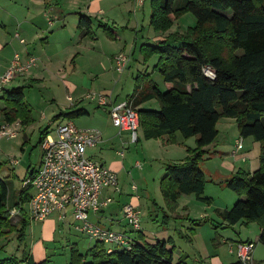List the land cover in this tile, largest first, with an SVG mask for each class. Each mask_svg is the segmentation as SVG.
<instances>
[{
    "label": "trees",
    "instance_id": "1",
    "mask_svg": "<svg viewBox=\"0 0 264 264\" xmlns=\"http://www.w3.org/2000/svg\"><path fill=\"white\" fill-rule=\"evenodd\" d=\"M175 1L151 0L152 28L167 32L175 20L187 13L195 16V27L172 33L157 45L141 47L144 61L160 55L155 68L171 88L162 92L152 82L143 92L137 86L129 101L134 108L153 99L160 105L159 110H138L145 139L166 138L168 144H175L178 132L184 140L196 138L195 148L186 147L188 156L184 162L165 164L161 191L166 205L175 210L182 195H195L212 204L211 199L203 197L207 178L202 164L207 159V147L219 135L220 120L234 119L242 138L252 137L260 143V167L254 173L239 170L226 181V186L240 199L219 215L229 225L240 221L257 223L261 227L260 242L264 245V0H185L180 7H175ZM229 11L231 17L222 13ZM91 24L88 17H81L80 28L89 31ZM206 66L215 70V79L206 77L203 71ZM2 99L5 107L0 115L7 123L19 120L23 127L34 124L23 87L4 91ZM85 114L82 109L69 113L71 116ZM43 133L41 143L46 131ZM29 201V190H23L11 206L10 185L0 178V241L22 224L23 230L18 232L21 243L24 242L25 229L31 224L24 208ZM14 207L21 214L17 223L10 217ZM168 244L158 241L151 245L135 240L130 251L107 253L105 246L96 242L85 255L80 254L77 246H72L70 264H172L173 249L169 250ZM0 264L50 263L47 260L36 263L27 255L23 260L0 257Z\"/></svg>",
    "mask_w": 264,
    "mask_h": 264
},
{
    "label": "crops",
    "instance_id": "2",
    "mask_svg": "<svg viewBox=\"0 0 264 264\" xmlns=\"http://www.w3.org/2000/svg\"><path fill=\"white\" fill-rule=\"evenodd\" d=\"M145 1L143 0L140 8L136 10L134 9V0H0V24L2 25L0 27V75L7 71L14 56L5 53L8 47H13L15 53L18 52L25 62L29 57H35L37 60H57L58 55L63 53L66 55L65 60L70 58L76 65L80 60H90V62L97 63L102 57L107 60V65L104 64L105 71L109 72L112 67L116 70L115 56L121 52L127 53L131 48L125 40L127 38L125 33L138 27L141 28L139 12L142 7L144 8ZM222 13L228 17L232 16V13L229 12ZM82 16L88 17L92 21L89 31L79 26ZM194 24L196 25V23ZM176 32L183 33L179 32V28ZM20 39H24L25 43H21ZM108 64L112 65L111 68ZM130 64L131 62L128 67ZM35 67L31 68L27 75ZM25 75L23 77H28V79L33 77L32 73L29 76ZM37 76L33 78L41 80L42 77H39V74ZM132 76L134 77V75ZM156 85L160 89L159 83ZM137 86L139 91L145 92L151 87V84L145 83L143 87L137 84L136 88ZM165 87L169 89L171 84L165 83ZM6 89L7 87L5 91H7ZM108 92L109 99L113 103L124 100L130 101L132 96L129 95L124 98L119 94H114L113 91ZM2 95L3 93L0 94V99L3 101ZM25 101L27 102L26 95ZM149 103H153L150 107L152 109H144ZM29 106L32 109L30 104ZM4 107L5 103L3 101L0 110ZM136 109L137 111L140 109L159 110L160 105L157 100L153 99L139 105ZM71 110L73 111L72 108ZM84 111L87 113L86 110ZM109 111L110 108L107 111L110 123L99 131L102 135V142L97 146V152L100 149V153L96 156L92 152L90 155H93L91 159L94 158L93 160H95L96 158L95 161L103 163L114 171L117 176L124 170H128L126 161L128 163L133 161L134 167L141 166L140 160L137 159L140 153L134 152L126 160L124 154L118 151L121 146L129 149L133 143H143L140 144L141 155H146L147 160L148 156L144 153V143L157 141L152 142L155 146L152 150L161 151L164 157L161 162L157 157L156 159L150 158L151 161H148L151 166L150 174L157 173V166H154L156 164L164 169L166 163L184 162L188 156L186 147L195 148L196 146L195 137L184 140L179 132L176 134L177 142L175 144H168L166 138L147 141L144 132L142 138L138 134V142H132L130 131L119 132L114 127ZM70 112L54 117V121L60 120L58 118L61 116L72 118L69 115ZM32 117L35 123L36 118L33 115V109ZM222 120L217 126L219 135L215 142L207 147V159L202 164L207 178L203 197L211 199L212 204L201 201L195 195H182L177 200L175 210L168 209L161 191V181L166 176L165 169V173H161L153 180V191L151 193H149V185L148 182H145V179L142 184L141 180L138 179L137 183L132 185V189H130L134 193L131 195L126 191L129 189L128 185L123 184L121 192H115L113 189L103 190L102 198L112 196L115 201L100 213L90 214V220L102 228L127 233L134 240L142 243L153 245L158 241L168 242L167 248L169 250L173 249L172 264H241L236 254V246L247 242L255 245L253 264H264V245L260 242L261 227L257 223L245 224L243 221L235 225H229L219 215V212L230 210L240 199L237 193L226 186V181L239 170L254 173L259 169L261 145L252 137L242 138L238 127L237 133L239 136L236 137L234 129L232 132L229 131L231 122L228 121L226 122L228 127L224 131L227 138H222L220 128L223 125ZM4 121V117L0 115V123ZM230 121L236 123L234 119ZM51 123L50 126H52ZM140 126H142V123ZM26 129L27 127H24L25 136ZM21 130H23V127ZM46 132L48 131L46 130ZM43 134H41V137ZM142 139L145 142H142ZM240 139L243 140V144L242 148L238 149L237 143ZM231 143H233V149L230 147ZM109 153H114L117 157H112ZM127 204L138 209L143 206L147 211V219H145L139 231H134L123 218L122 208ZM159 214H163L161 219ZM144 216L142 215V218ZM70 218H72L71 212L68 213L64 222L59 220L58 215H53L39 222L42 223L43 237L34 243V248L28 255L29 258L36 263L49 261V253L45 248L46 243L54 246L51 243L55 241L54 236L58 231L64 234V232H67L66 227L68 226L76 229L75 221L72 222L73 220ZM67 242L69 243L70 240L68 239ZM93 246H89L88 250Z\"/></svg>",
    "mask_w": 264,
    "mask_h": 264
},
{
    "label": "rangeland",
    "instance_id": "3",
    "mask_svg": "<svg viewBox=\"0 0 264 264\" xmlns=\"http://www.w3.org/2000/svg\"><path fill=\"white\" fill-rule=\"evenodd\" d=\"M184 2L185 0H176L175 7H180ZM229 13L231 12L229 11ZM139 16L141 28L138 27L133 29V31L125 33L127 37L125 40L131 46L130 50L127 52L131 55V64L124 73H118L115 68H111L112 65L110 66V64H108L111 68L110 71H105L104 66L107 65V60H104L105 58L102 57L97 63L90 62V60H80L78 65H76L70 58L69 60H65L66 55L62 53L58 55L57 60H38L37 67L32 69L28 75L26 74L29 76L32 73L33 77H38L37 74H39V77H42L41 80H35L33 77L28 79V77L20 76V78L12 81L7 86L6 90H12L16 87L24 88L26 100L31 105L33 115L36 118L34 125L27 127L26 136L24 135L23 127V130L19 132L18 138L8 139L7 137H2L0 139V178L6 179L10 185L11 206H14L19 200L20 194L24 190L23 180L29 176L28 172L30 174L32 169L38 168L41 163L42 147L40 137L43 132L47 130L50 135L54 136L56 125L63 121H71L82 130L95 129L100 131L102 127L110 123L107 117V111L110 107L99 105L100 96L106 97L107 100H109L108 91H113L114 94H119L121 97L125 98L133 94L137 84L143 87L145 83L150 84L152 82L155 84L159 83L162 92L167 90L163 76L155 68L160 55L155 54L147 59V61H144L141 47L144 44L157 45L159 41L165 39L170 34L176 33L178 28L179 32H184L188 27H193L195 25L194 23H197V20L192 13H187L175 20L174 25L167 32H157L150 26V0L145 1L144 8L142 7L140 10ZM123 41L122 43H124ZM174 45L176 44L174 43ZM5 53L12 56L14 55L12 61L15 55L18 54V52L15 53L13 47H8ZM20 57L22 60L21 55ZM22 62L25 61L22 60ZM132 75H134V77ZM138 76L139 78L137 79ZM87 95H90L91 98H86ZM69 98H71L72 101L69 100ZM2 104L3 101L0 99V105ZM152 104L153 103H149L144 109H152L150 108ZM71 108L73 110H86L87 114L72 116V118L61 116L58 118L60 120L54 121V117L72 111ZM230 120L232 119L224 118L222 120L223 125L220 126L222 138H227V134L224 133L228 127L226 125L227 121L231 122L229 131L232 132L234 129L235 136H239L236 123ZM50 122H52V126H50ZM143 132V126H140L138 131L140 138H142ZM142 142L145 141L142 139ZM152 142L157 141L144 143V153L148 156L147 160L144 153V156L141 155L142 149L140 144H143L141 142L137 144L133 143L129 149L126 147L123 148L122 146L119 148L118 151L124 154L126 160L128 156L134 152H139L140 155L137 159L141 162V166L134 167L133 161L130 163L126 161L128 170H124L121 174H118L119 192H121L122 184L128 185L129 189L126 191L131 195L134 193L131 190L132 185L136 184L138 179L141 180L142 184L145 179V182H148L149 185V193H151L153 191V180L161 175V173H165V168H160L159 164H153L155 167L157 166L158 171L157 173L153 172L150 174L151 166L150 162H148L151 161L150 158L156 159L157 157L161 162L164 157L161 151L152 150L155 148ZM230 147L233 149V143L230 144ZM97 148L98 147L88 150V156L90 158L93 156L90 155L92 152L93 154L95 153L96 156L100 153V149L97 152ZM109 155L117 157L114 153H109ZM119 157L123 159V157ZM11 160H17L19 163L14 165L11 163ZM30 192L32 191L29 190V193ZM151 197L154 198L153 195H151ZM24 208L25 211H28L29 203H26ZM140 209L142 215H145L141 220V226H143L145 219H147V211L143 206H141ZM159 215L161 219L163 214ZM20 217L21 214L15 218H11V220L13 223H17ZM70 219L74 222L73 217ZM19 230H23L22 224H19L16 232L9 234L5 239L0 241L1 259L16 258L17 260H23L25 256L31 253L34 248V243L43 237L42 223L39 222H31L25 229L23 236L24 242L22 243L20 241ZM66 230L67 232H64V234L59 233V231L55 234V241L51 243L54 246L46 243L45 248L49 253L50 264H70L72 262V246H77L80 250V254L85 255L88 251V247L94 245L96 242V240L91 239L89 236L79 233L77 229H74L72 226L66 227ZM68 239L70 240L69 243L67 242Z\"/></svg>",
    "mask_w": 264,
    "mask_h": 264
},
{
    "label": "built area",
    "instance_id": "4",
    "mask_svg": "<svg viewBox=\"0 0 264 264\" xmlns=\"http://www.w3.org/2000/svg\"><path fill=\"white\" fill-rule=\"evenodd\" d=\"M143 0H134L138 10ZM25 43L24 39H20ZM116 70L122 74L131 62V55L126 52L117 54L114 58ZM38 63L37 58L29 57L22 62L20 54H16L9 69L0 75V94L16 78L24 76ZM204 74L213 80L215 70L206 66ZM87 98H91L90 95ZM109 98V97H108ZM71 100V98H69ZM100 106H110L109 115L113 125L119 130L130 131L132 142H138V129L141 119L136 108L128 100L112 102L106 97H99ZM21 121L12 124L6 121L0 123V139L18 138L22 129ZM55 135H46L41 143L42 160L23 180L24 190H30L29 209L30 222H42L53 215H58L64 222L69 212L75 221L76 229L96 242L102 243L108 253L130 251L135 240L127 233L115 232L100 227L90 220V214H98L114 202V197L102 198V191L113 189L119 192L117 174L103 163L87 156L88 149L96 148L102 142V135L97 130L79 129L71 121H63L56 125ZM243 140H238L237 148L241 149ZM17 165L19 161L11 160ZM11 218L20 215L19 208L10 210ZM122 215L127 224L134 230L141 229L142 211L127 204L122 208ZM254 243L247 242L236 246V254L241 264H253Z\"/></svg>",
    "mask_w": 264,
    "mask_h": 264
}]
</instances>
